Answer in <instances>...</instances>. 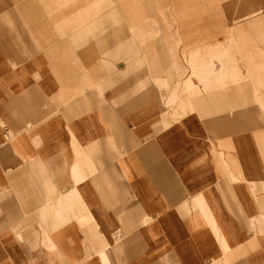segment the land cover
Segmentation results:
<instances>
[{"label":"crops","instance_id":"1","mask_svg":"<svg viewBox=\"0 0 264 264\" xmlns=\"http://www.w3.org/2000/svg\"><path fill=\"white\" fill-rule=\"evenodd\" d=\"M73 2L0 0V264H264V120L169 119Z\"/></svg>","mask_w":264,"mask_h":264},{"label":"rangeland","instance_id":"2","mask_svg":"<svg viewBox=\"0 0 264 264\" xmlns=\"http://www.w3.org/2000/svg\"><path fill=\"white\" fill-rule=\"evenodd\" d=\"M78 5L95 6L87 20L127 24L118 52L125 48L129 68H159L153 79L169 119L190 111L248 119L251 105L264 120V0H76L62 9Z\"/></svg>","mask_w":264,"mask_h":264}]
</instances>
